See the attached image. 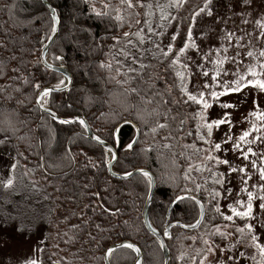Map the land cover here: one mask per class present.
Returning <instances> with one entry per match:
<instances>
[{
	"label": "trees",
	"instance_id": "trees-1",
	"mask_svg": "<svg viewBox=\"0 0 264 264\" xmlns=\"http://www.w3.org/2000/svg\"><path fill=\"white\" fill-rule=\"evenodd\" d=\"M50 1L58 12L61 27L56 41L48 51V57L52 64L68 67L73 77L69 90L51 94V107L61 116H84L96 135L111 142L118 151L114 164L116 172L146 168L154 174L156 189L149 219L161 234L172 222L192 225L200 218V207L196 200L186 198L175 201L176 196H183L185 189H191L188 193L200 198L205 207L202 224L196 229L175 225L169 232L170 235L164 236L172 255L171 264H198L200 255L204 253L202 250L206 247L203 239L208 238L214 225L229 222L214 210L217 201L210 197L209 192L215 188V184L200 179L199 172L195 169L190 172V179L185 178L188 164H194L191 151L201 148L203 144L196 136L197 124L200 123L197 113L202 106L190 101L184 104H173L169 101V127L152 133L150 128L154 126L157 117L145 112L142 113L143 120L139 119L138 109L144 108L139 102V97H125L120 86L105 82L107 71L100 69L98 63L107 58L102 55L98 43L93 46L94 40L99 42L108 34L129 30L127 23L119 28L114 27L116 21L113 17L116 15V9L119 8L124 15L126 6L122 5L120 0H103V3L101 0ZM148 2L149 0H145L144 3ZM150 2L154 5L156 0ZM104 3L111 5L107 10L108 16L97 17L90 11V6L105 11ZM204 4V0L183 1L178 11L179 23L176 33L186 34L194 11ZM144 10L136 8L129 11L142 14ZM50 15L42 0H0V88L5 89L0 92V96L12 97L7 105L0 104V121L4 120L5 110L11 112L16 109L19 119L27 122L24 127L17 124L20 131L15 134H12L10 129L0 131V139L6 135L10 137L7 142L19 167H31L33 177L38 176L37 179L40 180L38 182L34 178L37 182L35 190L42 197L41 204L47 214L45 240L37 264H106V249L124 240L135 242L142 248L143 264H165L161 241L146 226L143 218V209L151 189L146 180L140 174L130 179L113 177L108 170V163L104 162L105 157L101 155L106 149L104 146L92 141L87 131L78 123L58 124L34 107L32 85L35 82H41L42 87L53 86L58 79H64L61 73L46 69L41 59L42 48L48 41L46 37L52 34ZM137 19L141 20L140 26H143V16H134L130 21L133 22L134 28L137 27L134 23ZM181 35L173 42L176 48L181 46ZM153 39L156 41L159 37L154 36ZM105 43L110 45L111 41L106 40ZM104 51H108V48L105 47ZM54 54L62 56L63 59L54 60ZM149 62L156 63L151 60L150 55L145 59V63ZM163 67L158 65L154 70L164 75ZM167 78L171 80L170 73ZM185 83L188 90L187 74ZM132 86L145 88V85L139 82ZM156 88L163 90L162 82H157ZM148 94L151 95L150 92ZM141 95H144V92ZM173 97H180L178 89L173 91ZM18 100L23 101V104L17 105ZM153 107L155 104L148 105V110ZM126 119L133 120L140 128V137L133 150L124 147L136 135V130L131 124L122 126L120 141H116L115 128ZM159 119L164 122L162 116ZM181 120L184 121L182 126ZM6 127L0 123V129ZM181 127L182 131H177ZM110 130L114 135H109ZM188 132L192 135H186ZM169 134L174 139H161ZM17 136H24L25 139L18 140ZM163 143H171L174 147L164 149L161 146ZM182 145H194L195 148L185 149ZM68 147L75 155L74 163L64 158V149ZM81 149L87 153L95 167L80 154ZM18 152L23 155H17ZM181 152L184 155H180ZM41 156L45 158L44 161L40 160ZM188 156H191V161L187 159ZM39 163L59 167L48 169L47 179H44V171L37 167ZM195 184L201 185L200 190L195 189ZM217 199L220 212L224 213L221 210L220 198ZM174 201V208L168 218L170 205ZM113 212L116 214H111ZM238 220L239 218V223L245 222V219ZM197 248L200 250L197 251ZM136 258L135 251L120 248L111 255L110 263L134 264Z\"/></svg>",
	"mask_w": 264,
	"mask_h": 264
},
{
	"label": "rangeland",
	"instance_id": "rangeland-1",
	"mask_svg": "<svg viewBox=\"0 0 264 264\" xmlns=\"http://www.w3.org/2000/svg\"><path fill=\"white\" fill-rule=\"evenodd\" d=\"M157 4L166 6L164 11L176 18L171 24H164V28L160 29L162 35L156 40L161 44V47H166L169 42H172L170 37L177 32L178 11L181 5L167 7L169 0H156L152 8L151 23L152 27L157 30H159L158 25L161 23L160 13L156 9ZM199 9H204V11H199ZM208 10L211 11V15L208 14ZM194 13L197 14L194 20L191 19L190 22L194 47L187 49L182 57V62L188 64V69L185 72L188 78L189 92L198 94L203 91L207 94L212 90L221 91V87L216 86L212 80L214 72L219 73L216 78L219 85H223L224 81L231 83V81L237 80L239 75L245 73H248L245 76L246 80L252 79L251 74L248 72L249 66H255V70L260 73L259 78L264 79V71H261L259 67V64L264 62V57L260 56V51L264 49V36H261L260 33L264 29H261L257 24L258 20L264 21V0H250V3H245V0H209L207 5L204 4L196 9ZM144 31L147 32L146 27ZM229 34H232L231 40H229ZM237 38H240V46L237 44ZM217 49H219V52H217ZM249 50L252 51V56L246 55ZM202 57L206 58L201 59ZM216 59H220L222 63L218 65L213 63ZM48 60L50 61L49 57ZM204 71L208 72L207 76L203 74ZM206 82L213 85V87L204 88ZM205 98L210 103V107L204 110V116L208 120L223 118L229 121L213 128L211 141L221 142L227 137H231L228 143L222 144V148L229 149V151L215 154L221 158L229 159L233 167L246 165L250 177L247 180V191L254 193L252 201V216L254 219L239 223L237 218L234 217V220H236L234 223L217 224L221 226V231L231 232L233 235L226 240L222 239L219 234L211 235V233L216 232V228L213 227L207 239L210 242L219 244L221 247L225 244L235 243L239 235L235 232V228L242 227L247 222L255 225V231L260 236L261 242L264 243V227L261 226L264 223V210L260 208L261 200L259 199L262 194L260 185H264V180L260 179L258 170H254L250 163L251 160H256L259 165V157L264 153V128H260L264 121L250 115L255 111L264 113V92L258 88L248 86L238 92L221 95L215 99L210 95H206ZM224 104L232 105V107H222ZM225 113H227V116H225ZM253 124L260 129L258 132L252 129ZM245 130L250 132L249 137L246 138L248 140L260 137L251 144L241 142L242 148L246 150L247 147H251L256 153L255 156L250 155L248 161L240 158L239 151L236 153L231 151L232 144L237 142L238 137ZM204 147H207V145L203 143L201 148ZM203 155L204 153L199 154L195 150L191 151L194 164L201 161ZM13 162L17 163V160L10 144L8 142L0 144V264H25L29 259H34L38 263L45 240V216L47 211L41 204L42 197L37 193L36 188L32 186V181H34V178L37 179L38 176L33 177L32 172L29 171L31 167L24 166L20 168L17 163L13 173V185L4 187L3 182L7 180ZM214 170L225 173L223 185L215 184L214 189L221 193L219 196L221 210L226 215H230L231 212L227 208L228 204L235 205L237 199L247 201L246 192H241V188L244 187L241 180L242 174L238 171L228 173L226 165H220ZM198 175L202 180L212 181L209 179L210 173L208 171L199 172ZM37 181L40 180L37 179ZM253 185H256V187L253 188ZM228 189H231V191L228 192ZM238 193H240L239 196ZM225 225H227V228L224 227ZM20 228H23L24 231H18ZM199 250L200 248H197V251ZM241 252L245 256L239 257ZM229 255L239 257V259L227 261ZM254 255L255 259L252 258ZM201 259H203V264H218V261L227 262V264H257L261 257L258 251L248 244L246 239L241 238L239 243H235V247L231 252L221 254L217 249L214 254L210 253L205 256L203 253L200 255L198 264H201Z\"/></svg>",
	"mask_w": 264,
	"mask_h": 264
},
{
	"label": "snow or ice",
	"instance_id": "snow-or-ice-1",
	"mask_svg": "<svg viewBox=\"0 0 264 264\" xmlns=\"http://www.w3.org/2000/svg\"><path fill=\"white\" fill-rule=\"evenodd\" d=\"M103 3V0H101ZM205 5L209 2V0H204ZM120 3L122 5H125L126 8L123 10L124 15L121 14V10L119 8L116 9V15L113 17V19L116 21V24L114 27H122L125 23L128 24V31H123L122 33L118 34H108L106 37L99 42L93 41V46H95L97 43L101 46L100 51L104 57L107 59H101L98 63V67L100 69L107 71V77H106V83L111 82L121 87L122 89V95L125 97L129 95H135L139 97V102L144 105L143 109H138V118L143 120L142 113H148L149 115H154L157 117L154 126L150 128V131L152 133H156L160 129L168 128L169 125L167 123L168 121V112L170 109H167V104L169 101H171L173 104H184L188 103L189 101L201 105L200 111L197 113V115L200 117L201 123L197 124V132L196 136L197 139L202 141L207 147L204 148H195L194 145H182L183 148L187 149L189 147L195 148V151L197 153H204L203 158L201 161L197 162L196 164L189 163L187 168L185 169V178L190 179V172L195 169L196 172H204L208 171L210 173L209 179L212 180L214 184H220L223 185L224 179H225V173L215 171L214 169L217 168L220 165H226L228 173L232 172H239L241 173V180L244 187L241 188V192H246L247 194V201H243L240 199H237L234 204H228L227 208L231 212L230 215H224V213L220 212V206L218 202V197L221 195V193L213 189L209 192L210 197L213 200H216V204L214 205V210L216 213H218L224 220H227L229 222L234 223V217L245 219V220H251L254 219L252 216V201L254 199V193L251 191H247V180L249 177L248 172L246 170L245 166H239V167H233L232 163L227 158H221L219 155H216L215 153L224 152L227 153L229 149L222 148V144L228 143V141L231 139V137H227L226 139L222 140L221 142H213L211 141V136L213 132L214 127H218L221 124L228 123L226 119H213L208 120L204 116V110L208 109L210 107L209 101L205 98L206 95H210L213 99L217 98L221 95H226L228 93L232 92H238L241 89L252 86L255 88H258L260 91L264 92V79H260L258 73L255 70V66H249L248 72L251 74L252 79H245V76L248 73L239 75L237 80L231 81L229 83L228 81H224L223 85H219V82L217 81V75L219 73H213L212 80L214 81V84L216 86L221 87V91L217 92L215 90H212L208 92L207 94L203 91H200L198 94H193L187 90V86L185 83V70L188 69V64L182 62V57L186 53V50L190 47H194V43L192 42V33H191V25L187 27L186 34L181 35L180 33H175L170 37V41L174 42L177 40V36L181 35V46L178 48L174 47V44L172 42H169L166 47H161V44L156 42L153 37H159L162 35V31H158L157 29H154L152 27L151 23V17L153 15L152 3H144L143 0H120ZM183 3V0H169V4L167 7H178ZM245 3H250V0H245ZM50 7V20H51V28L50 31L52 33H56L57 31V23H58V16H57V10L55 7ZM111 7L110 4L104 3L103 8L105 11L98 10L95 8V6H90V11L93 12L97 17H105L108 16V9ZM166 6L157 4L156 9L159 11V19L161 23L158 25L159 29L164 28V24L168 23L171 24L173 20L176 18L174 16H171L170 13L165 12L164 8ZM136 8H143L145 9L144 12L141 14L140 12H131L129 10L136 9ZM199 11H204V9H199ZM197 13H193L192 19L194 20L195 15ZM208 14L211 15V11L208 10ZM143 16V26L141 25V20L137 19L134 21L135 25L137 27H133V22L131 21V18L134 16ZM258 26L261 29H264V21L258 20L257 21ZM147 28V32L144 31V28ZM231 35L229 34V40H231ZM261 36H264V31L260 33ZM47 39L51 40L53 39V36L49 35L46 37ZM239 39L237 38V44L239 45ZM111 41V44L108 45L105 43V41ZM145 45H148V47H145ZM107 47L108 51H104V48ZM226 51V49H225ZM217 52H219V49H217ZM46 54V50L41 52V56L43 57ZM150 55L151 60L155 61L156 63L153 64L151 62L145 63L144 60L146 57ZM239 55V53H237ZM248 56H252L253 53L251 50L246 53ZM260 56L264 57V49L260 51ZM206 57H202L201 59H205ZM53 59L56 61L62 60L63 57L59 55H53ZM45 63V68L48 70H53V65L48 63L47 61ZM215 64H221L222 61L220 59H216L213 61ZM158 65H163V72L164 75H162L160 72L155 71L154 69ZM179 65V67H177ZM259 67L261 71H264V62L259 64ZM153 70V71H149ZM15 71V70H14ZM171 74V80H169L168 74ZM203 74L205 76L208 75L207 71H204ZM117 77H123V79H118ZM145 77H147L145 79ZM67 79V78H66ZM135 82H139L141 85H145V88L140 87H134L132 86ZM162 82L163 84V90L156 88V83ZM213 85H209L207 82L204 84V88H212ZM33 92H34V107L38 110H40L42 113H45L48 117L51 118L52 121L61 124V125H68L73 123H78L84 131H89L87 121L81 117H74L69 115L61 116L58 115L57 110H55L53 107H51L52 99L51 94L55 91H59L61 88H67L66 80L65 79H58L56 84L49 87V86H41V82L37 81L32 85ZM178 89L180 92V97L176 98L173 97V91ZM5 89L0 88V92H3ZM18 91V89H17ZM144 92V95H141V93ZM151 93L149 95L148 93ZM186 97V99H185ZM12 99L11 95L7 96H0V104L7 105L8 101ZM17 105L23 104V101H17ZM155 104V107H153L150 111L148 110V105ZM128 107H137L136 105H128ZM222 107H232V105L224 104ZM160 109H164V111H161ZM4 120L0 121V123L5 124L7 127L4 129H0V131H8L11 130L12 134H15L20 131V128L17 127V124L24 127L26 126V121L19 119V115L17 114L16 109H12L11 112H8L5 110L3 113ZM251 116H255L258 120L264 121V113L260 111H255L250 113ZM163 117L164 122H160V117ZM225 116H227V113H225ZM147 123V121H145ZM184 124V121H180V125L182 126ZM260 128H264V124L260 125ZM252 129L255 131H259L260 129L256 127L255 124L252 125ZM177 131H182V127L178 128ZM109 135L112 136L114 133L110 130ZM186 135H192L191 132L186 133ZM250 135V132L248 130H245L239 137L236 143H233L231 146V151L233 153H236L239 151L240 158L243 160L248 161L249 156H255L256 153L253 151L251 147H247L245 150L241 146V142L243 144H251L256 139H259L260 137H254L252 140H248ZM10 139L9 136H5L3 139H0V144H4ZM16 139L18 140H24V136H17ZM92 139H94L98 145L104 146L105 141L99 136H93ZM164 141H171L174 139V137L169 134L167 136H164L161 138ZM138 142V137L133 138L128 142L124 147L127 150H133L134 144ZM164 149H172L174 146L171 143H163L161 145ZM31 147V145H29ZM151 147V146H149ZM148 149H144V151H147ZM81 155H84L86 159H88L89 164L92 167H95L96 165L93 164L90 160V158L87 157V153L81 149L80 152ZM17 155H23L22 153H17ZM102 156L105 157V163H111L112 160L117 159L116 153L112 151L111 148H106L101 153ZM180 155H184L183 152L180 153ZM64 158L69 159L70 163L75 162V155L71 153L70 147L64 149ZM44 157L41 156L40 160L44 161ZM187 159L191 161V156H188ZM260 164H257L256 160H251L250 163L252 165V168L254 170H258L259 177L261 180H264V153H262L259 157ZM17 167V163L13 162L10 168V174L6 181H4V187H10L14 183V170ZM38 168L42 169L45 173L44 179H47L48 169L53 167H59V165H52V164H44L39 163L37 165ZM29 171H32L31 169ZM135 173H139L147 182L148 186L151 187V184L153 183V177L150 173V171L138 168L134 169ZM134 173L125 171L123 173V176L125 178L131 177ZM27 175V173H25ZM37 182L32 181V186L35 188ZM253 188L256 187V185L252 186ZM201 185L195 184V189L200 190ZM262 194L260 195L259 199L261 200L260 208L264 210V185H260ZM192 191L191 189H185V195L181 196L178 195L175 197V201H181L183 199H193L195 200V197L188 196L187 193ZM228 192L231 191V189L227 190ZM98 195V193H97ZM240 193H238V196ZM174 201V202H175ZM196 204L200 207V214L203 215V204L199 200H196ZM243 209V210H239ZM104 211H111L109 209H103ZM119 210L117 209L116 212ZM111 214H116L115 212ZM199 223V221H197ZM196 225H185V227H195ZM264 227V223L261 225ZM216 228L215 233H211V235L219 234L222 239H227L229 236L233 235L231 232L227 231H221L220 225H214ZM227 228V225L224 226ZM18 231L23 232L24 229L20 228ZM235 232L239 234L237 236L236 242L239 243L241 238H244L247 240L248 244L252 247H254L261 257V260L257 262V264H264V243L261 242L260 236L255 231V225L251 223H244L242 227L238 226L235 228ZM163 236H169L170 233L167 228L163 229ZM203 243L207 246L206 249L202 250L204 251L205 256L208 254H214L216 250L218 249L221 254H224L225 252H231L233 248L235 247V243H229L225 244L223 247H221L219 244H215L213 242H210L209 239L205 238L203 239ZM163 242H161V247H163ZM118 248H127L131 249L135 252H139V248L136 247L134 244L129 242H122L120 244H116L114 246H110L106 249L104 253V258L108 259ZM245 254L241 252L239 254V257H243ZM239 257H234L233 255L227 256V261H232L233 259H239ZM255 259V255L252 257ZM25 264H37V261L34 259H29L25 262ZM136 264H140V261L137 260ZM201 264H203V259H201ZM218 264H227V262H220L218 261Z\"/></svg>",
	"mask_w": 264,
	"mask_h": 264
},
{
	"label": "water",
	"instance_id": "water-1",
	"mask_svg": "<svg viewBox=\"0 0 264 264\" xmlns=\"http://www.w3.org/2000/svg\"><path fill=\"white\" fill-rule=\"evenodd\" d=\"M42 1H43L44 4L47 6V8L49 9V11H50V7H49V6L54 7L50 0H42ZM50 14H51V13H50ZM57 16H58L57 31H56V33H52V34H51V36H53V39H51V40L48 39V41L45 43V45H44L43 48H42V51L46 50V54H45L43 57L41 56V59H42L43 62L47 61V62L50 63V64H52V63L48 60V51H49L50 47L53 45V43L56 41V39H57V37H58V34L60 33V27H61V21H60V17H59V15H58V12H57ZM42 51H41V52H42ZM44 64H45V63H44ZM52 65H53V70L56 71V72H58V73H61L62 75H64V78H65V80H66L67 88H61L59 91L69 90V89L71 88V86H72V83H73V77H72V74H71L69 68L66 67V66H63V65H54V64H52ZM66 78H67V79H66ZM49 87H51V86H49ZM55 92H57V91H55ZM77 117H80V116H77ZM81 118L85 119L84 116H81ZM85 120H86V119H85ZM86 121H87V120H86ZM126 124H131V125L135 128V130H136V135H135L134 138H137V137H138V139H139V137H140V128H139V126H138L133 120L126 119V120H123L122 122H120V123L116 126V128H115V136H116V141H117V142L120 141V138H119V137H120V130H121L122 126H124V125H126ZM87 125H88V128H89V131H87V135H88V137H89L92 141L96 142L94 139H92V137H93V136H96V134H95L94 131L91 129L90 124L88 123V121H87ZM104 141H105V140H104ZM135 144H136V143H135ZM135 144H134V145H135ZM104 147H105V148H111L112 151H113L114 153H116L117 158H118V151H117L116 147H115L111 142H107V141H105V145H104ZM116 160H117V159L112 160L111 163H108V164H107L108 170H109V172L112 174L113 177H116V178H119V179H130V178H132V177H134V176H136V175L139 174V173H135L134 170H131V171H129V172H133L134 174H133L131 177H127V178H125V177L123 176V173H118V172H116V171L114 170V164H115ZM136 169H138V168H136ZM142 169H145V170L150 171L149 169H146V168H142ZM150 173H151V175H152V177H153V183L151 184V189H150L149 195H148V197H147V201H146L145 206H144V209H143V218H144V221H145L146 226L150 229V231H151V232H152V233H153V234H154V235H155V236H156L161 242H163V245H164V246L162 247V249H163V252H164V255H165V264H171L172 255H171L170 249H169V247H168V245H167V243H166L165 237H164L160 232H158V231L152 226V224H151V222H150V219H149V210H150L151 204H152V202H153L154 193H155V189H156V177L154 176V174H153L151 171H150ZM187 195H188V196L195 197V200H199V201L201 202V204H203L202 201L200 200V198L197 197L195 194L188 193ZM174 205H175V202H173V203L170 205V208H169V211H168V218H170V215H171V212H172V210H173V208H174ZM204 217H205V207H204V204H203V215H202V216L200 215V218H199V220H198L199 223L196 222L195 224H192V225H196L195 227H185V225H190V224H186V223H183V222L176 221V222H172V223H170V224L168 225L167 229H168V231L170 232L171 229H172V227L175 226V225L181 226V227H183V228H185V229H196V228H198V227L202 224V222H203V220H204ZM122 242H129V243H132V244H134L136 247L139 248V252H136V254H137L136 261L139 260V261H140V264H143V263H142L143 251H142V248H141L137 243L132 242V241H130V240H124V241H120V242L114 243V244H112V245H110V246H114V245H116V244H120V243H122ZM110 246H109V247H110ZM118 249H120V248H118ZM118 249H116V250H118ZM110 257H111V256H110ZM110 257H109L108 259H105V263H106V264H111V263H110ZM136 261H135L134 264H136Z\"/></svg>",
	"mask_w": 264,
	"mask_h": 264
}]
</instances>
